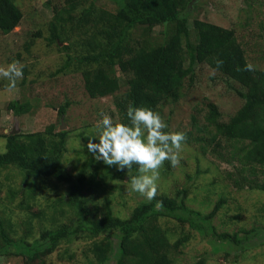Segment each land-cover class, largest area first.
Returning <instances> with one entry per match:
<instances>
[{
  "label": "trees",
  "instance_id": "obj_1",
  "mask_svg": "<svg viewBox=\"0 0 264 264\" xmlns=\"http://www.w3.org/2000/svg\"><path fill=\"white\" fill-rule=\"evenodd\" d=\"M100 1L48 2L49 43H69L65 49H71L79 45L74 37L82 41V53L69 55L59 72L77 68L89 96H113L115 121L128 122L129 105L151 107L163 116L167 105L185 96L187 81L195 80L196 66L211 67L242 87L239 95L244 103L225 122L218 106L209 102L205 123L200 125L194 118L184 143L234 166L227 179L236 188L264 192V68L250 65L235 31L202 20H194L191 30L188 17L195 0H108L107 5ZM251 2L249 9L256 1ZM22 20L15 0H0V33L9 35ZM159 26L161 39L152 38ZM26 47L29 50L30 44ZM124 81L126 89L120 93ZM12 104L20 117L33 111L29 102ZM68 106H61L60 116L66 115ZM193 132L199 135L193 137ZM76 135L87 147L90 136ZM1 137L6 151L0 153V176H4L0 193L4 188L6 192L0 198V259L19 256L25 264H58L47 258L63 246L59 261L67 258L74 264L73 246L82 243L87 264H178L196 233L211 235L216 251L244 254L264 246L263 226L219 233L213 219L226 200L221 198L211 213L194 210L188 205L197 201L190 188L139 200L128 215L115 211L108 196L110 184L126 179L130 183L138 165L121 171L89 157L71 170L66 162L71 130L49 125L43 131L22 130ZM162 166L164 175L173 169L167 160ZM59 189L64 192L45 199L46 193ZM100 197L102 206L97 202ZM16 215L26 216L25 229L16 230L12 219ZM36 219L39 228L32 223ZM172 222L184 232L174 229ZM195 264H207V258Z\"/></svg>",
  "mask_w": 264,
  "mask_h": 264
},
{
  "label": "rangeland",
  "instance_id": "obj_2",
  "mask_svg": "<svg viewBox=\"0 0 264 264\" xmlns=\"http://www.w3.org/2000/svg\"><path fill=\"white\" fill-rule=\"evenodd\" d=\"M49 1L54 0H15L23 13V20L9 35L0 33V66L6 67L12 61H19L24 66V76L14 90L9 91L8 81L0 77V153L6 151L5 141L1 137L3 134L11 133L13 130L43 131L49 125L61 128L63 120L65 130H71L66 162L71 170H75L87 158L94 157L92 153L87 154L83 138L76 134L91 136L102 111L115 121L117 117L112 114L115 111L114 97L91 98L85 89L82 73L74 66L59 72L69 55L76 56L82 53L80 48L82 41L74 37L73 41L79 45L71 49H65L69 43H61L59 46L49 43L48 22L52 15ZM251 1L256 2L253 4ZM248 2L253 4L250 9ZM99 4L107 5L108 0H101ZM192 8L193 11L188 17L191 30L194 20L234 30L245 46L250 65L264 68V0H195ZM162 29L160 26L156 27L152 38L161 39ZM38 32H41L39 36ZM135 37L141 38L138 35ZM26 44H30L29 50ZM118 75L123 74L118 71ZM194 78V82L187 81L185 96L177 103L164 108L163 117L169 122L170 131L190 132L193 130L194 118L198 124L203 125L209 102L218 106L225 122L244 103L239 95L242 87L211 67L197 65ZM124 83L125 81L122 82L120 93L126 89ZM14 100L20 103L29 102L33 108L32 113L23 117L17 115L12 104ZM66 104L69 105L67 113L60 116L59 110ZM198 135L199 133L193 132V137ZM172 168L168 175L163 174V166L159 169L158 193L173 194L179 189L190 188L195 191L191 197L197 201L188 205L204 213H211L218 201L224 198L226 200L224 207L213 219V226L219 233L236 232L241 228L264 227V192L241 190L233 186L227 179V173L235 171L234 166L208 158L202 155L198 147L184 143L180 163ZM3 179L4 176L1 175L0 182ZM9 183L10 181L3 184ZM15 184L19 185L16 182ZM129 184L127 179L111 183L108 195L112 199L115 211L121 209L125 215L131 212L139 200H146L139 193L128 191ZM5 192L6 188L0 193V198ZM62 192L64 190L59 189L57 192L46 193L45 199H55ZM97 202L102 206L103 198L100 197ZM122 204L126 206L123 207ZM12 219L17 231L25 229L26 216L16 215ZM32 223L38 228L41 225L40 219ZM171 225L179 232H184L176 222H172ZM38 236L36 234L34 237ZM215 242L211 235L205 237L196 233L179 256L178 264H195L203 256L207 258V264H264V246L240 254L241 252L235 253L234 250L216 251ZM85 247L86 245L82 243L73 246L72 251L77 258L74 264H87V259L83 256ZM62 250L63 246L52 256H48V262L70 264L67 263V258L59 261L58 253ZM0 264H25V261L23 257L17 256L0 259Z\"/></svg>",
  "mask_w": 264,
  "mask_h": 264
},
{
  "label": "clouds",
  "instance_id": "obj_3",
  "mask_svg": "<svg viewBox=\"0 0 264 264\" xmlns=\"http://www.w3.org/2000/svg\"><path fill=\"white\" fill-rule=\"evenodd\" d=\"M23 67L19 61L0 66V77L8 81L9 91L16 89L23 78ZM99 115L87 150L97 161L115 165L121 171H130L133 165H138L137 174L129 177L127 190L154 199L158 193L159 169L166 160L173 167L180 163L187 134L166 131L167 121L151 107L129 105L128 122L114 121L103 111Z\"/></svg>",
  "mask_w": 264,
  "mask_h": 264
},
{
  "label": "water",
  "instance_id": "obj_4",
  "mask_svg": "<svg viewBox=\"0 0 264 264\" xmlns=\"http://www.w3.org/2000/svg\"><path fill=\"white\" fill-rule=\"evenodd\" d=\"M66 127H65V125H64V122H63V120H62V127H61V129H65ZM16 132H18L17 130H13L11 133H16Z\"/></svg>",
  "mask_w": 264,
  "mask_h": 264
}]
</instances>
